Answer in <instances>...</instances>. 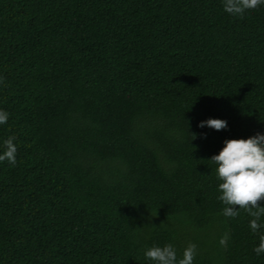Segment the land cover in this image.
Listing matches in <instances>:
<instances>
[{
  "label": "trees",
  "instance_id": "16d2710c",
  "mask_svg": "<svg viewBox=\"0 0 264 264\" xmlns=\"http://www.w3.org/2000/svg\"><path fill=\"white\" fill-rule=\"evenodd\" d=\"M0 77V154L18 149L0 162V264H154L144 252L169 243H195L194 264H264V229L221 214L208 162L264 135V5L0 0Z\"/></svg>",
  "mask_w": 264,
  "mask_h": 264
},
{
  "label": "clouds",
  "instance_id": "9594fccd",
  "mask_svg": "<svg viewBox=\"0 0 264 264\" xmlns=\"http://www.w3.org/2000/svg\"><path fill=\"white\" fill-rule=\"evenodd\" d=\"M222 3L224 12L242 19L246 12L264 5V0H222ZM3 79L0 77V83ZM9 115L7 111L0 110V125L8 122ZM205 126L217 131L226 130L228 127L227 121L219 119H209L199 124L201 128ZM192 138L195 140L196 134ZM15 139L14 136L6 139L5 151L0 154V162L7 161L13 167L17 165L18 153ZM224 143L219 155L212 156L208 161L215 165L217 178L221 181L218 188L221 193L218 199L224 205L221 214L235 219L241 211L246 212L252 217V232L257 233L264 229V223H261V218L264 217V207L261 206L264 201V135L257 133L247 140H226ZM163 226L164 224L160 227ZM230 239V233L225 232L219 240L220 246L226 249ZM254 252L257 256L264 253V234L259 235V245L254 248ZM197 255L198 246L195 243L188 244L183 250L182 258L171 243L163 247L153 246L144 252L145 258L154 264H194Z\"/></svg>",
  "mask_w": 264,
  "mask_h": 264
}]
</instances>
